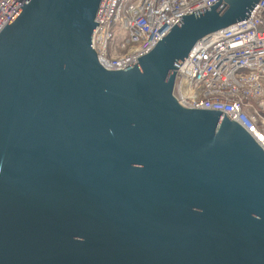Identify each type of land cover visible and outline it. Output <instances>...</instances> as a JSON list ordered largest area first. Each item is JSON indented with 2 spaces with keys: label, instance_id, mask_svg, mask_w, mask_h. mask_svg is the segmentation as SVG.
<instances>
[{
  "label": "water",
  "instance_id": "95a60500",
  "mask_svg": "<svg viewBox=\"0 0 264 264\" xmlns=\"http://www.w3.org/2000/svg\"><path fill=\"white\" fill-rule=\"evenodd\" d=\"M258 1L181 15L125 69L92 46L101 0L23 3L0 32V264H264V148L173 94Z\"/></svg>",
  "mask_w": 264,
  "mask_h": 264
},
{
  "label": "built area",
  "instance_id": "2783aa9c",
  "mask_svg": "<svg viewBox=\"0 0 264 264\" xmlns=\"http://www.w3.org/2000/svg\"><path fill=\"white\" fill-rule=\"evenodd\" d=\"M26 0H0V32ZM216 0H101L92 46L107 69L127 68L151 51L180 16ZM246 19L198 40L176 69L184 107L219 110L264 148V0Z\"/></svg>",
  "mask_w": 264,
  "mask_h": 264
}]
</instances>
